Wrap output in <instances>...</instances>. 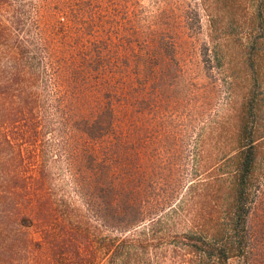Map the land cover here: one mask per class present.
<instances>
[{
    "label": "rangeland",
    "instance_id": "rangeland-1",
    "mask_svg": "<svg viewBox=\"0 0 264 264\" xmlns=\"http://www.w3.org/2000/svg\"><path fill=\"white\" fill-rule=\"evenodd\" d=\"M87 1L15 0L24 21L21 30L13 32L28 34L30 50L43 59L48 46L44 37L50 44L58 43L85 25L90 36H101V46L107 44V56L124 47L125 52L127 41L130 53L139 38L150 43L155 50L150 68L141 64L130 85L135 90L146 76L156 88L155 138L148 158L154 176L143 183L148 193L141 200L147 198L149 203L131 204L128 212L146 209L163 223L154 236L132 231L123 242L124 213L121 216V209L113 205L112 190L105 187V160L99 149L96 164L78 162L86 179L84 188L93 193L92 199H81L68 160L72 139L53 117L51 103L58 90L54 71L45 61L41 77L46 86L42 78L33 86L40 100L46 93L51 125L24 132L21 124L27 110L20 113L17 108L13 109L17 115L0 124V190L12 171L29 188L16 194L13 203L0 195V220L7 222L0 223V240L14 243L0 253V264H107L109 254L125 250L133 257L144 252L147 264H171L178 234L190 227L195 211L211 213L216 225L227 223L239 179V152L251 145L256 159L254 172L245 179L249 245L244 257H249L248 264H264L263 0H97L101 19L98 15L95 21L90 19L88 11L85 24L77 20V11ZM6 40L0 42L4 65ZM88 43L94 44L90 39ZM83 144L81 150L93 155L94 147L87 149L92 142ZM42 165L50 176L46 184L36 181ZM241 258L232 263L243 264Z\"/></svg>",
    "mask_w": 264,
    "mask_h": 264
},
{
    "label": "trees",
    "instance_id": "trees-1",
    "mask_svg": "<svg viewBox=\"0 0 264 264\" xmlns=\"http://www.w3.org/2000/svg\"><path fill=\"white\" fill-rule=\"evenodd\" d=\"M96 2L89 0L83 3L85 9L77 11V20L86 24L84 14L88 16V11L90 19L95 21L97 15L101 19L102 9L97 7ZM16 5L15 0H0V42L7 39L5 48L8 51V63L4 65L0 62V124L5 122L3 118L17 115V112H13L17 108L20 113L27 110L21 124L24 132L39 131L51 125L46 93L40 95V100L39 92L33 86L39 83L36 81L42 78L43 63L48 61L54 71L52 75L58 90L51 103L53 117L58 121L60 131L72 139V142L69 141L72 154L69 152L68 160L81 199L90 200L93 193H88V189L84 188L86 179H83L78 162L96 164L100 156L95 149H99L101 158L105 160V187L112 190L113 205L121 209V216L124 213L121 224L122 232H125L123 242H127L128 234L132 231L145 236L156 235L163 223L162 218L151 216L152 212L146 209H140L136 215L128 212L131 204L142 206L143 201L149 203L147 198L141 200L143 193L145 196L148 193V186H143V183L154 176L153 164L149 165L148 158L152 152L149 146L155 138L152 119L155 117L157 103L156 88L153 80L146 76L141 77L135 90L132 85L135 74L141 71V64L150 68L149 63L155 50H152L148 41L141 42L139 38V45L131 53L128 50L130 41H127L125 52L124 47L107 56V44L101 46V36H90L85 25L73 29L69 35L60 38L58 43L53 40L50 44L48 36L44 37L48 46L45 47L46 55L43 59L30 50L32 42L28 34H14V28L20 31L24 21V13ZM88 39L94 44H89ZM154 47L157 49V46ZM158 50L163 51L162 48ZM145 74L148 76V73ZM42 82L46 86V78H42ZM84 142H92V146H87V149L89 151L94 147L93 155L81 150ZM40 155H43L42 152L39 158ZM238 158L239 179L233 187L234 202L227 210V223L216 225V221L211 222V213L202 209L195 211L188 221L190 227L178 234L171 264H233L232 259L236 257H243V264H248L249 257H244L249 245L244 202L249 187L245 179L254 170L256 159L253 145L246 150L242 149ZM49 178L46 165L40 166L36 181L46 184ZM1 186L0 195L10 203L14 202L16 194L29 189L13 171L3 178ZM46 201L40 203L41 212ZM0 223L2 226L7 222L2 217ZM161 229L166 230L164 226ZM143 244L140 242L141 246ZM7 245L14 247L13 242L0 240V253L6 250ZM119 248L117 246V250ZM142 254L144 252L133 257L134 253L130 250L120 254L113 252L109 254L107 264H147Z\"/></svg>",
    "mask_w": 264,
    "mask_h": 264
}]
</instances>
